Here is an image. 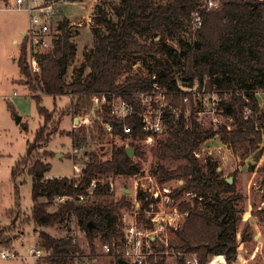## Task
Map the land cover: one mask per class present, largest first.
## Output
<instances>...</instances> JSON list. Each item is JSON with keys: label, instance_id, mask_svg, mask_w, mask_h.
Wrapping results in <instances>:
<instances>
[{"label": "trees", "instance_id": "16d2710c", "mask_svg": "<svg viewBox=\"0 0 264 264\" xmlns=\"http://www.w3.org/2000/svg\"><path fill=\"white\" fill-rule=\"evenodd\" d=\"M153 1L118 0L111 16L102 7L96 6L93 46L84 54L83 62L74 70L70 81L65 75L75 57L76 46L71 42L68 21L63 17L59 25L60 35L52 49L38 55L40 73L36 81L45 96L53 99L68 93L80 95L72 104L75 115H85L90 111L91 95L94 94L115 92L125 96L127 92L147 91L153 82L164 87L169 94V106L165 113L164 132L159 137L154 135L153 139L152 155L159 162L153 175L159 184L182 181V185L173 190L172 198L178 199L188 193L195 195L191 202H179V210L187 213V217L180 229L169 231V247L182 255H194L200 264H206L217 255L225 256L227 264H232L237 258L236 236L241 220L235 203L241 196L236 194L235 186L229 185L220 176L221 172H217L216 162L208 158L201 165L193 152L202 142L217 136L241 159L255 153L264 155V150L257 151L264 135V109L256 98L258 92H264V0H222L216 10L202 16V24L193 41L184 40L181 34L187 32L189 17L200 0H171L166 5H155ZM154 35H159L161 40H178V52L165 46L154 52L166 55L177 64L181 74L190 75L193 70L200 81L207 80L209 87L219 91L220 101L216 109L222 117L231 120L230 129H227L228 122L203 129L195 115L200 108L192 104L185 116L186 106L177 94L174 72L167 62H158L159 68L149 72L151 75L148 78L134 74L118 83L125 60L135 63L137 58L153 52V48L140 40ZM16 64L22 83L27 85L30 93H34L26 39L21 41ZM32 99L37 103L43 124L33 142L28 144L21 162V174L32 177V206L28 220L35 228H67L62 238H54L43 231L38 236L43 251L52 256L45 264H71L76 260L73 256L76 252L74 237L69 230L73 216L92 253L93 240L97 236L102 243L123 237L121 212L133 206L125 196L116 201L109 182L140 172L145 154L135 137L139 135L142 138L144 133L136 120L125 122L133 128L134 139L130 142V148L134 149L132 158L123 145H111L107 157L101 153L102 149L84 152L86 160L81 177L73 189L67 177L45 178L50 166L43 159L54 155L48 152L35 155V152L50 141L53 126L48 129L47 125L52 121L53 113L40 106L41 97L34 96ZM173 108L180 110L178 115L172 113ZM247 111L248 115L245 114ZM110 121L113 135L122 141L123 124ZM23 126L26 130V125ZM91 131L101 139L103 129L100 121H93ZM67 135L72 137L73 145L80 148L87 138L86 128ZM165 161L177 165L168 168L162 164ZM17 167L18 163L11 169L13 180L19 176ZM93 181L95 187L89 196L86 190ZM15 195L18 196L17 187ZM79 195H84L86 199L84 202L77 201L75 206L70 200L54 205L57 197L76 198ZM137 201L140 204L138 212L141 213L148 203L141 193L137 194ZM50 206H54V211H47ZM8 213L12 214L13 210ZM255 216L264 218V210ZM251 238L245 228L240 241L246 243ZM14 239L15 235L10 232L0 231V246L9 248ZM114 264L120 263L114 261Z\"/></svg>", "mask_w": 264, "mask_h": 264}, {"label": "rangeland", "instance_id": "374dc122", "mask_svg": "<svg viewBox=\"0 0 264 264\" xmlns=\"http://www.w3.org/2000/svg\"><path fill=\"white\" fill-rule=\"evenodd\" d=\"M57 10L58 20L62 17L67 19L69 31L71 34V42L76 46V54L70 62L65 78L70 81L72 74L84 60V54L89 52L93 46L92 29L95 28L93 21L94 10L96 6H100L103 10L112 15V8L118 4V0H50ZM171 0H154L155 5H166ZM221 5V4H220ZM216 10V9H215ZM90 20L93 25H88ZM61 20H59L60 22ZM80 24V27L77 25ZM27 28V16L25 13L6 10L3 0H0V231H8L11 235H15L12 245L9 247L14 252V257L1 259L0 264H34L30 257L31 249H40L42 252L41 240L38 236L39 232L48 233L54 238H62L67 233V228L64 226H55L52 228H35L34 224L28 220L31 201L32 177L23 173L22 164L26 149L29 143H32L37 130L43 124V118L38 114V106L34 99L28 96L29 91L21 81L19 69L16 64L18 58L19 46L24 36H21V30ZM184 40H188L187 32L181 34ZM143 44L153 48V52L149 55L137 58L133 63L131 60L124 61L121 76L118 83L122 82L126 76L134 74L149 77V72H154L159 68V63L171 65L174 72L173 78L180 79V76L188 77L181 74L177 64H174L166 55L157 54L154 52L157 48L165 46L166 48L179 51L180 46L177 39L161 40L159 35H154L146 39L140 40ZM159 62V63H158ZM88 72V71H87ZM261 103V108L264 109V95L256 96ZM44 106L46 110L53 113L52 121L47 125L48 129L53 126L50 141L41 145L36 149L39 155L43 153H52L53 157L44 158L43 161L50 166V171L45 178H70L72 175V164L70 152L72 147V138L68 136L76 132L78 129L71 131L70 115L67 113L70 104L65 97H57L53 99L50 96L41 97L40 106ZM203 109V108H200ZM81 117H84L81 116ZM17 118L21 121L16 123ZM60 119V120H59ZM199 122L203 129H209L214 126L211 115H199ZM57 121H59L57 123ZM224 120L219 118V122ZM26 125V130L23 128ZM82 128V127H80ZM87 138L84 144L78 148V153L75 156V162L82 167L86 160L84 152L99 151L107 157L110 153L111 145H121L119 137L110 136L103 130L101 139L97 138V133L92 132L90 127H86ZM216 137V136H215ZM218 137L208 139L207 147L211 150V154H205L197 159L201 165H204L206 160L210 158L218 164L217 172H221L222 178H232V184L235 186L236 194L241 196V199L235 203L237 210L240 213L241 220L238 223L236 240L238 242L237 258L232 264H264V218L255 216L257 212L264 210V157L263 153L251 154L247 158H240L233 153L229 147L221 146ZM207 141V140H205ZM144 151V159L141 161V166L144 174L153 175L155 166L159 163L152 155L149 146H142ZM264 150V135L261 139L257 151ZM58 155V156H57ZM43 158V156L41 157ZM250 161L251 164L246 163ZM260 162V166L258 167ZM18 163L17 170L19 176L16 179L11 178V169ZM168 168H174L177 164L172 162H162ZM251 167V168H250ZM26 168V167H25ZM23 168V169H25ZM219 170V171H218ZM154 176V175H153ZM156 178V177H155ZM127 178H116L111 180L114 188V199L120 200L125 196L126 200L133 206L132 209H124L121 212V219L125 217L128 222H133L134 218L131 213L140 208V204L134 205L132 190V180ZM157 180V179H156ZM146 183L148 181L141 180ZM178 181H170L159 184H149L154 190H159L163 195V188L171 189L170 197L174 195L173 190L180 187L182 184ZM15 187L18 188V196L15 195ZM169 195V194H168ZM191 197L185 194L180 198H174L173 205L179 204L181 201L191 202ZM13 210L9 215L8 211ZM168 211L171 208H167ZM47 211H54V206L48 207ZM187 217V216H186ZM180 219L182 227L184 220ZM137 220L141 221L142 217L137 216ZM250 222H253L251 224ZM122 228L124 225L122 221ZM71 225V222H70ZM179 228V229H180ZM247 228L248 234L252 236L251 240L246 243L240 241L242 231ZM70 230V226H69ZM172 230V229H171ZM167 231L166 238H169ZM164 234V233H163ZM259 239L255 240L254 237ZM79 252L81 258L74 260L71 264H114L113 260L102 253L100 250V236L93 240L94 253L89 249L88 242L84 234L78 236ZM6 250V247L0 246V250ZM44 254V253H43ZM49 260L42 259L39 263L45 264Z\"/></svg>", "mask_w": 264, "mask_h": 264}, {"label": "built area", "instance_id": "2783aa9c", "mask_svg": "<svg viewBox=\"0 0 264 264\" xmlns=\"http://www.w3.org/2000/svg\"><path fill=\"white\" fill-rule=\"evenodd\" d=\"M222 0H200L198 7L191 13L188 20L187 38L193 41L197 30L202 24V16L217 9ZM6 10L25 13L27 16V28L24 32V39L27 41V54H28V68L32 80V85L35 88L34 93H29L28 96L33 98L44 97L45 94L41 91L36 77L40 73L38 63V55L52 49L54 41L60 35L59 25L62 17L58 20L57 10L50 0H3ZM88 25L93 23L88 20ZM81 25L78 24L77 27ZM154 80V77L152 78ZM177 94L181 97V101L186 106L184 111L185 116L189 113V105L192 104L199 109L195 113L199 115H211L214 125L220 124L219 118H222L223 123H227V129H230V119L224 118L217 111L216 107L220 101L219 91L215 87H209L207 80L200 81L197 74L192 70L188 77L180 76V79L174 78ZM259 93V92H258ZM264 94V92H261ZM71 93L63 95L70 104L69 115L71 117V131L80 127L92 128L94 119L90 115V111L83 115H75L72 104L76 97ZM62 97V96H61ZM168 91L160 86L158 83L153 82L151 88L142 92H127L125 96L111 93H101L91 95L92 107L96 106V115L99 118L102 129L110 136H113V127L110 120H116L123 124L122 126V141L126 149L130 148V142L134 139L133 128L126 125L125 122L136 120L144 133V137L137 135L135 140L140 142L141 146H149L153 143L154 135L160 136L165 129V113L169 106ZM91 107V108H92ZM91 110V109H90ZM180 110L177 108L172 109V113H178ZM248 115V111L245 113ZM245 115V117H246ZM72 138V137H71ZM72 140V139H71ZM209 141L202 142L198 148L193 152L196 159H200L206 153L211 154V150L207 147ZM228 147L227 145H223ZM70 152L72 175L69 181L73 189L76 188L79 178L81 177V169L76 162L75 156L78 153V148L73 145ZM143 169L132 177L127 179L132 180V190L129 191L134 195L133 200L137 202V194L141 193L145 201L148 203L142 212L139 209L131 213L134 218L133 222H128L125 217L121 221L126 224L122 228L123 237L118 240H113L109 243H101L100 250L107 257L112 258L114 261H125L128 264H200L199 259L194 255H182L173 248L169 247L166 234L168 230H178L181 226L180 219H184L187 213L179 210L177 205H173L174 198L170 197L171 189L163 188V195L159 190H154L149 184L158 182L155 176L144 174ZM126 179V180H127ZM141 180L148 181L146 183ZM110 190L114 191L113 183L110 181ZM176 183L182 184V181ZM95 182L93 181L90 187L86 190L89 196L92 195ZM169 194V195H168ZM190 199L195 198V195L188 193L185 194ZM86 197L79 195L75 197H57L54 205L62 204L67 200L73 202H84ZM139 203H134L137 206ZM171 208L170 211L167 208ZM137 216H141L142 220H137ZM70 232L74 237L73 242L76 246V252L73 255L76 260L81 258L79 252L78 236L81 233L79 230L78 221L75 216L72 217ZM164 233V234H163ZM44 253V254H43ZM14 257V252L7 248L0 250V258L8 259ZM30 257L37 264L42 259L51 258L49 253L42 252L40 249H31ZM206 264H227V260L223 255L212 256Z\"/></svg>", "mask_w": 264, "mask_h": 264}, {"label": "water", "instance_id": "95a60500", "mask_svg": "<svg viewBox=\"0 0 264 264\" xmlns=\"http://www.w3.org/2000/svg\"><path fill=\"white\" fill-rule=\"evenodd\" d=\"M22 37H23V35H22ZM95 110H96V106L94 105V106L91 108V110H90V115L92 116V118H93L95 121H99V118L97 117ZM20 121H21V119H20V118H17L16 123H19ZM126 152H127L128 156H129L130 158H132V157L134 156V149H133V148L126 149ZM218 171H219V170H218ZM225 181H226L229 185L232 184V178H230V179H226ZM118 262H119L120 264H128L127 262H125V261H121V260H119Z\"/></svg>", "mask_w": 264, "mask_h": 264}, {"label": "crops", "instance_id": "0c3cea01", "mask_svg": "<svg viewBox=\"0 0 264 264\" xmlns=\"http://www.w3.org/2000/svg\"><path fill=\"white\" fill-rule=\"evenodd\" d=\"M21 32V36L22 35H24V30H21L20 31ZM25 86H27V85H25ZM27 88V87H26ZM30 93V92H29ZM259 95H264L263 93H261V92H259V93H257L256 94V96H259ZM259 102V101H258ZM264 103V102H263ZM259 105L261 106V103L259 102ZM42 106V105H41ZM44 107V106H43ZM217 137V136H216ZM216 137H214V138H216ZM218 139V138H217ZM218 141H219V143L221 144V146H223L224 144H222V142H220V140L218 139ZM58 156V155H57ZM264 157H262L261 159H260V161H262V159H263ZM246 163H249V164H251V162L248 160ZM261 164H260V162H259V165H258V167L260 166ZM251 224H253V222H250ZM254 239L255 240H257V239H259V237L258 236H255L254 237ZM110 258V257H109ZM112 259V258H111ZM113 262H114V260H113Z\"/></svg>", "mask_w": 264, "mask_h": 264}]
</instances>
